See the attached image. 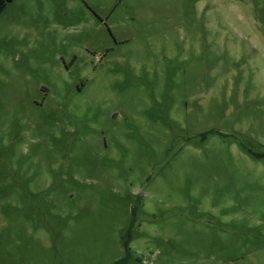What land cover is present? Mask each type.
<instances>
[{
	"label": "rangeland",
	"instance_id": "obj_1",
	"mask_svg": "<svg viewBox=\"0 0 264 264\" xmlns=\"http://www.w3.org/2000/svg\"><path fill=\"white\" fill-rule=\"evenodd\" d=\"M264 0H14L0 14V264H264ZM136 207L135 226L129 227Z\"/></svg>",
	"mask_w": 264,
	"mask_h": 264
},
{
	"label": "trees",
	"instance_id": "obj_2",
	"mask_svg": "<svg viewBox=\"0 0 264 264\" xmlns=\"http://www.w3.org/2000/svg\"><path fill=\"white\" fill-rule=\"evenodd\" d=\"M13 1L14 0H0V14L7 8L8 4L13 2ZM248 152L257 158H263L264 157V151L256 152V151H252L251 149L248 148ZM132 213H133V218L131 220V224L129 227V233H131L133 227L135 226L136 207H133ZM125 248H126L127 254L112 264H127L128 260H129V253H130L129 240L125 242Z\"/></svg>",
	"mask_w": 264,
	"mask_h": 264
}]
</instances>
